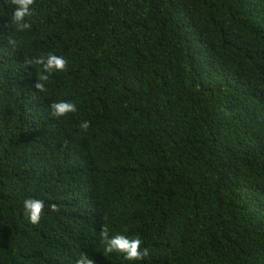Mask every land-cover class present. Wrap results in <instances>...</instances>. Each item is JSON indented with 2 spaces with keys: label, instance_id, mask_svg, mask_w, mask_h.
Returning <instances> with one entry per match:
<instances>
[{
  "label": "trees",
  "instance_id": "obj_1",
  "mask_svg": "<svg viewBox=\"0 0 264 264\" xmlns=\"http://www.w3.org/2000/svg\"><path fill=\"white\" fill-rule=\"evenodd\" d=\"M30 7L0 0V264H264V0Z\"/></svg>",
  "mask_w": 264,
  "mask_h": 264
},
{
  "label": "clouds",
  "instance_id": "obj_2",
  "mask_svg": "<svg viewBox=\"0 0 264 264\" xmlns=\"http://www.w3.org/2000/svg\"><path fill=\"white\" fill-rule=\"evenodd\" d=\"M14 5L12 12V19L18 22L19 27H27L26 23H19L24 18L31 14V5L33 0H11ZM29 63H35L42 66V69L47 72L50 69H63L65 60L61 56L55 54H49L47 57H37ZM41 79H46V76H42ZM36 87L43 89V84H37ZM53 113L57 116H62L68 112L76 111V106L73 103L60 101L51 105ZM89 126L87 121L81 123L80 127L87 129ZM25 211L29 215V219L32 223L39 221L42 211L44 210V202L37 198H27L23 202ZM102 238L107 241V251L117 250L124 253V258L129 261L139 260L142 256L147 255V250H141V239L139 237L129 238L124 234H116L111 237L108 236V231L105 228L101 232ZM77 264H93V261L87 255H80Z\"/></svg>",
  "mask_w": 264,
  "mask_h": 264
}]
</instances>
